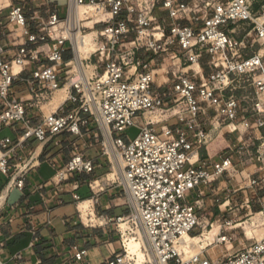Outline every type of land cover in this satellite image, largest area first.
I'll use <instances>...</instances> for the list:
<instances>
[{"label":"built area","instance_id":"2783aa9c","mask_svg":"<svg viewBox=\"0 0 264 264\" xmlns=\"http://www.w3.org/2000/svg\"><path fill=\"white\" fill-rule=\"evenodd\" d=\"M14 2L0 30L4 38L19 31L22 44L10 59L0 45V131L11 128L19 136L14 148L35 139L42 149L62 134L82 140L99 129L108 141L106 131L111 133L102 153L113 172L116 164L119 168L131 212L116 221L121 251L103 264H264V238L240 243L235 253L217 260L207 248L195 254L181 247L185 236L195 237L202 228L199 211L220 178L235 181L249 160L264 168V7L256 10L254 0H67L62 15L48 0ZM77 7L86 8L84 15L93 11L94 27L101 26L97 49L81 68L72 39ZM157 11L167 15L168 24ZM84 30L80 25L82 35ZM255 47L258 52L248 55ZM165 57L187 68L175 64L159 85L156 69ZM20 84L24 89L18 92ZM61 90L67 91L66 100L47 114L44 108ZM141 118L135 140L116 136L141 125ZM248 118L263 135L257 146L240 132L218 161L201 160L212 130L224 125L240 131L237 125L250 127ZM93 136L99 145L100 137ZM11 145V139L0 141L2 149ZM40 159L34 150L11 165L2 154L0 173L23 191ZM95 169L94 160L75 147L54 185L60 188ZM249 183L264 190L261 178L249 175ZM229 198L223 219L232 211ZM259 215L264 225V209ZM231 224L224 221L215 244L233 241ZM127 235L142 238L144 262L131 255ZM1 252L0 245L3 264ZM88 258L87 249L75 247L68 264H91Z\"/></svg>","mask_w":264,"mask_h":264},{"label":"crops","instance_id":"0c3cea01","mask_svg":"<svg viewBox=\"0 0 264 264\" xmlns=\"http://www.w3.org/2000/svg\"><path fill=\"white\" fill-rule=\"evenodd\" d=\"M15 4L14 0H9L8 5L5 0H0V20L5 24L8 22L9 7ZM19 37L20 32L17 31L9 38H4L0 30V45L5 48L7 58H12L17 46L22 44ZM140 122L143 126L142 118ZM223 135V132L212 130L210 143L200 150L201 160H219L221 154L231 146L230 137ZM256 135L260 136L257 140L263 136L260 133ZM18 137L11 128L1 130L0 141L8 138L12 145L6 149L0 148V155L5 154L11 165L19 163L21 158L34 150H39L41 159L36 162V169L28 174L23 191L12 188L11 178L0 173V245L3 264H68L75 247L88 250L91 264H103L119 254L122 245L115 225L118 218L130 214V196L119 179H108L112 169L107 157L98 148L95 136L80 140L62 134L53 138L43 149L35 139H31L23 148H14ZM75 147L94 160L96 169L92 174H78L62 187H56L55 176L70 161ZM253 171L264 175V168L257 165ZM235 181L220 178L216 184L229 187ZM97 183L101 185L97 186ZM90 184L94 187L96 184L95 189L100 188V191H93ZM249 184L247 180L243 188L253 190L252 193L261 191L249 188ZM211 192L214 196L218 195L212 189L208 195ZM75 194L80 196V202L75 200ZM258 198L260 213L264 209L263 193ZM251 199L248 196L246 204H251ZM86 200L92 202L93 213L102 222L98 228L89 226L82 219L79 204Z\"/></svg>","mask_w":264,"mask_h":264},{"label":"rangeland","instance_id":"374dc122","mask_svg":"<svg viewBox=\"0 0 264 264\" xmlns=\"http://www.w3.org/2000/svg\"><path fill=\"white\" fill-rule=\"evenodd\" d=\"M6 4H9V0H5ZM29 5H31V2H28ZM48 4L51 6L58 5L62 15H65L67 10V0H48ZM254 7L256 10H260L264 7V0H254ZM83 11V17L81 18V25L85 28L84 34L82 36L87 37V39H91L93 42V53L97 49V42L96 38L98 36V31L101 28V26L94 27L95 21L97 20L95 18V14L93 11H89L88 14L84 15V12L86 8L81 9ZM158 18L162 19L163 21H166V24H168V18L167 15L163 12L157 11L156 12ZM94 27V28H93ZM242 30V29H241ZM243 32H238L237 37L243 36ZM258 47H255L252 50L247 51L248 55H251L254 52H258ZM90 53V54H91ZM177 64L181 70L184 68H187L185 65L180 66V62L177 60H171L170 58H163L159 61V66L156 69V82L159 85L164 84L167 82L168 75L167 72L170 71L174 65ZM195 70L199 71V68L197 66L193 67ZM24 89L23 85L20 84L16 87V91L20 92ZM58 93L56 94V96ZM55 96V97H56ZM53 106V105H52ZM46 106L44 108V111L49 114L55 110V106ZM55 107V108H54ZM250 122V127L246 128L244 125H237L238 130L235 131L234 126L231 128L222 125V128H219V132H223V136H229L230 137V144L236 143L238 136H240V132L248 134L250 136V139L248 140L249 144H258L257 138L260 137L256 134L259 133V131L254 126L255 119L254 118H248ZM140 127L134 126L129 128L127 131L121 134H117L116 136L121 137L126 142L135 140L139 133H140ZM210 128V127H209ZM262 134L264 135V129L262 130ZM98 135L100 137V144L99 149L102 152L103 143H107V140H105L106 134H104L99 129L95 130V133L89 135ZM247 136V135H246ZM204 147H201V150ZM246 159V158H244ZM248 159V158H247ZM247 165L244 168H238V173L235 175V182L229 185V187L222 185L221 183L214 184L212 186V191H216L218 195L214 196V193H210L211 195H207L206 198H204L202 209L199 211L200 216V223H201V229H197L195 232V237H199L200 235H207L211 231H213L216 227L219 228V231L221 230V225L224 223L225 220H228L231 222V238H233V241L230 243L225 244H213L212 246H209L207 248V255L211 257L214 260L222 259L227 254H233L235 253L240 247V243H242L244 246H248L249 244L260 241L264 238V225L261 216L259 215V211L261 209V203L259 202L258 196L263 193V191H254L253 193L251 191L243 188L245 182L249 180V175L253 174L255 177H258L259 179L264 180V175L262 176L259 173H254V168L258 164H255L252 161H248ZM111 174L114 173L110 171ZM253 172V173H252ZM119 177H117L114 180H118ZM227 180V178H226ZM225 181V180H222ZM216 185V186H215ZM96 191H100V188L95 189ZM228 196L230 197V207L232 211H229V214L225 216L223 219V216L220 215L221 212H225V207H223V204L228 201ZM251 197L253 199L251 204H246L247 197ZM250 206V207H249ZM96 209L97 205H96ZM91 210H94L93 206L91 207ZM129 215V214H128ZM127 215V216H128ZM90 222L86 223L89 226H93L98 228L101 225V221L98 220L97 216L93 214V216L90 217ZM222 222H219V221ZM129 226L125 225L122 226L123 230L127 229ZM115 231L118 235V238L120 240V234L117 231V226L115 225ZM136 235H127L126 238H136ZM193 237V236H192ZM218 243V242H216ZM195 254H197L195 252Z\"/></svg>","mask_w":264,"mask_h":264},{"label":"bare ground","instance_id":"6f19581e","mask_svg":"<svg viewBox=\"0 0 264 264\" xmlns=\"http://www.w3.org/2000/svg\"><path fill=\"white\" fill-rule=\"evenodd\" d=\"M85 7H77L72 13V21L75 26L76 32L72 34V39L76 45L77 49V63L79 64V67L81 68L82 61L87 59L92 52L93 48V42L91 39H87V37L82 36V34L79 31L80 25H81V18L83 17V11L81 10ZM67 98V91L61 90L58 92V95L53 99L52 105L56 108L62 104ZM52 106V108H53ZM54 107V108H55ZM55 108V109H56ZM107 137L108 141L107 144L110 145L111 143V133L107 130ZM117 177L120 178V171L116 164L114 173L110 175L108 179L114 180ZM100 183H97V186H99ZM101 185V184H100ZM95 184V188L97 187ZM91 201H85L81 204H79V210L82 215V219L85 223L90 222V217L93 216V210H91ZM220 234L219 228H215L213 231H211L209 234H205L199 237H192V236H185L181 241V247L182 248H190L192 252L199 253L203 249L208 248L209 246H212L214 243L218 242V236ZM142 237V236H141ZM128 247L131 255L138 258L139 262H144V251L142 250L143 242L142 238H129L128 239Z\"/></svg>","mask_w":264,"mask_h":264}]
</instances>
